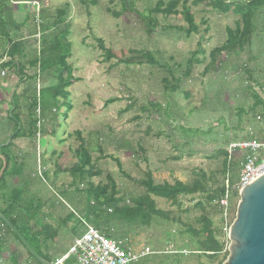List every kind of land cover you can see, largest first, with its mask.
<instances>
[{
    "label": "rangeland",
    "instance_id": "374dc122",
    "mask_svg": "<svg viewBox=\"0 0 264 264\" xmlns=\"http://www.w3.org/2000/svg\"><path fill=\"white\" fill-rule=\"evenodd\" d=\"M171 1L178 4L164 16L161 11ZM205 1L208 3V0L197 3L196 0H0L5 8L3 11L1 7L0 12L3 30L8 33L9 40L19 42L14 49L16 57L21 45L32 51L33 58L39 56L41 49H47L43 46L51 43L52 32L59 42L53 56L70 54L67 64L72 67L73 82L67 88L69 99L60 98V105L66 102L63 106L56 104L58 108L48 103L50 99H45V112L48 114L55 108L57 111L52 114H56V119H49L41 126L39 135L35 136L36 143L21 138L15 146L22 155L28 156L31 163L28 170L33 179H41L44 173L48 175L45 181L38 180L24 192L30 188L27 198L37 194L46 203L42 209L45 223L57 231L53 244L50 242L46 247L52 260L68 251L76 235L72 229L81 219L80 210L86 201L83 194H75L72 190L62 196L60 191L66 190L71 176L60 173L55 177L52 172L55 166L72 167L81 142L88 149L98 175L86 176L82 182L77 181L76 187L82 190L87 182L103 185L109 176L119 190L118 196L127 199L144 192L138 182L145 180L147 173L155 185H172L175 181L190 184L199 171L208 176L213 174L221 183L222 151L228 152L230 159L227 177L230 182H235L243 153L229 152L230 144L251 138L264 141V6L255 12L249 47L244 51L235 49L227 56L220 55L214 65L210 64V52L225 44L228 28L233 30L242 23L241 16L233 9L223 14ZM184 7L189 8L198 28L189 36L184 31L188 28L182 14ZM64 8L67 36L52 30L44 33L42 39L40 26L51 25L57 11ZM64 28L67 26L60 27ZM65 37L70 48L65 46ZM22 38L26 40L22 41ZM99 41L116 58L106 61ZM8 46L7 40L0 39L1 56L8 53ZM140 51L151 53L155 65L117 63L119 59L131 58L132 52ZM193 52L197 53L198 62H194L190 74L186 75L187 61ZM11 55L9 52L8 59ZM16 60L11 67L0 68V95L3 96L0 100V140L7 139L9 122L16 126L19 113L26 116L32 111L24 97H18L15 88L20 84L18 68L24 66L22 59ZM48 62L55 61L51 57ZM37 71V67H31L25 72L32 75ZM56 71V66L47 67L37 81L31 78L28 84L44 97L45 87L56 81ZM64 72L67 77V71ZM5 82L6 88L2 86ZM253 93L259 96L260 102L256 106H253ZM108 100L114 101L108 103ZM68 104L71 110L66 113ZM37 114L38 111L34 112ZM13 182L16 180L9 179L8 184ZM198 202H203L205 212L211 218V230L223 245L215 262L198 256L195 237L184 231L186 226L195 231L201 227ZM156 206L169 213L173 222L155 220L148 228L112 222L119 237L117 240L123 241L131 252L140 253L145 248L153 252L135 264H216L223 258L228 238L221 233L218 217L202 196H182L179 206L157 200ZM71 211H75L74 218L66 226L59 227L62 225L60 220ZM108 211L101 212V218H108ZM83 224L80 223L77 231L84 229ZM99 225L106 227L102 221ZM30 227H33L32 222ZM0 233L6 235L1 237L2 240L6 238L7 242V238H11L16 248L17 244L21 246L11 234H6L4 228L0 227ZM6 245L0 252V264H10L8 258L25 264L19 252L21 249L18 247L17 250L9 242ZM23 253L26 255L25 251ZM70 261V264H76L73 258Z\"/></svg>",
    "mask_w": 264,
    "mask_h": 264
},
{
    "label": "trees",
    "instance_id": "16d2710c",
    "mask_svg": "<svg viewBox=\"0 0 264 264\" xmlns=\"http://www.w3.org/2000/svg\"><path fill=\"white\" fill-rule=\"evenodd\" d=\"M198 1L201 2L203 0H196V3ZM1 4L2 3H0V12H2L1 7L3 8V11L5 10L4 6H1ZM177 4L178 3L176 1L169 2L168 7L165 10H162L161 13L164 16H167L173 11ZM206 4L223 14L230 13L233 9L236 14L241 16L242 26H236L233 30L228 28L225 44L219 48L213 49L210 52V64L216 65L220 55L223 54L227 56L235 49L244 51L246 47H249L253 37L252 35L254 25L252 21L255 12L264 6V0H234L230 3H227L225 0H208V3L206 2ZM157 9H159V6ZM157 9H155L156 12H158ZM182 14L188 25V28L184 30L186 36L197 32L198 28L193 22L189 8L184 7ZM65 15L66 9H59L57 11V17L51 25L40 26V36L46 32H51L52 30H55V33L65 34V36H67L68 25L65 21ZM63 25H66L67 28L60 29V27ZM3 26L4 24L0 16V39L4 38L8 41L9 46L7 48L8 53L6 55L9 57V52H11L12 55L7 61H4L0 64V68L5 69L6 66L11 67L13 63L17 61L16 58L18 60H23L22 63L24 66L22 68H18L17 71L19 78L18 83L20 84L18 86L15 85V88H20L17 90L19 93L18 97H24L25 101L29 103V109L31 108L32 111L30 115L28 114L26 116H23L19 113L15 120L16 126H12L11 122H9L10 126L8 128V137L6 140H0V155H2L6 160V168L0 178V213L3 214L19 230L28 244L40 257L48 262L54 263L56 260H52L51 256L47 252L46 247L49 241L55 240L57 231L51 229L48 223H45L46 217L42 215V209L46 206V203L44 204L37 194L33 195L34 198H27L26 193L30 188L24 192L28 186L31 187L33 183L37 182L38 180L39 182L45 181L44 178H47L48 175L44 173V177L41 179H33V176L31 177V171L28 170V167L31 166L28 156L22 155L21 151L15 147L16 145L14 142L17 139L25 138L36 143L35 136L39 135L42 129L41 126H43L49 119H56V114H52L56 113L57 110L54 111L55 108H52V110L49 112L50 114L46 113L47 108H44L43 106L45 99H50L48 103H51L55 106L59 104L58 100L60 98L69 99L70 93L67 91V88H69L73 82V78L71 76L72 67L71 65L67 64V59L70 54L65 53L62 55L53 56V52L54 55L56 54L55 49L59 46V42L57 41V35L54 36V32H52V35L49 37L51 43H49L47 46H43L47 49H41L39 51V54L41 55L40 59V55L36 56V53V57L33 58L32 51L26 49V46L23 45H21L22 49L19 50L16 57V54H14V49L16 44H19V42L9 40L8 33L4 32ZM59 36L60 35H58V37ZM41 38L43 39V36ZM25 40L22 38V41ZM67 41L68 40L65 37L64 42L68 44H65V46L70 48V43ZM43 43L46 44V40H44ZM100 49L104 51L106 61L114 57L116 58V56L111 51L106 50V48L103 47L102 42L100 43ZM132 54L133 56L131 58L124 60L119 59L117 60V63H123L126 66L143 64L155 65L152 54L149 52L140 51L132 52ZM196 54L197 53L193 52L190 59L187 61L186 75L190 74L194 62H198V60H196ZM29 55H31L30 58L28 57ZM51 57L55 61L52 64L48 62L49 58ZM50 66H56L57 68V73L54 76L56 81H54L52 85L45 87V91H42L44 93V97H42L40 96L39 90L36 92L35 87L34 89L30 87L28 81L31 78H34L37 81L41 71L45 72V69ZM31 67H37L38 71L35 74L27 75L25 71ZM64 71H67V77H64ZM17 91L13 94L14 99L16 98ZM258 97L259 96L257 94L253 93V106L258 105L260 102ZM12 101L14 100L11 99V102ZM113 101L114 100H108V103ZM65 102H62L61 105L59 104V106H63ZM33 109H35V111H33ZM70 110L71 105L68 104L66 113ZM37 111L38 114L36 116L34 115V112L37 113ZM66 113L64 118L66 117ZM10 116L13 118V114H10ZM51 131L54 133L53 129ZM76 135L80 137V133L76 132ZM8 139L10 140L7 143ZM221 154L224 156L220 171L222 176L221 183L215 180V176L213 174L208 176L205 172L199 171L195 173V179L190 184H183L182 182L175 181L172 185L169 183L155 185L150 178V174L147 173L145 180L138 182L139 186L144 189V192L136 196H129L127 199L118 196L119 190L116 187L115 182L109 176H107V182L103 185H94L91 182H87L85 188L82 190L79 189V187H76L77 181L82 182L85 180L86 176H88V178H92L93 176L98 175V172L95 171L92 164L91 155L83 142L79 144L77 150L75 151L74 155L77 160L72 165V167L70 169H63L60 166H55L52 174H54L55 177L60 173H68L71 176V182L67 186L66 190L60 191L62 196H66L70 190L74 191L75 194H83L85 196L86 201L84 207L82 210H80L82 217L77 221V224L75 225L76 228L72 229L73 233L76 235L82 233V229L77 231L82 221L95 226L103 234L109 236L111 239L117 240L119 237H117L115 234L114 223H112L114 220L128 224H138L147 228L151 227L152 222L155 220L173 222V220L170 219L169 213L157 208V200L164 201L170 206H179L180 197L182 196H202L205 203L211 208L212 213L216 218L218 217L220 222V209L217 200L223 193L224 181L227 178V171L229 170L230 165L228 152L222 151ZM2 166L3 161L0 157V170ZM124 175L129 178L126 174ZM9 179H15L16 184L13 182L12 185H9ZM50 202H52V200ZM196 207L201 210L200 218H198V222L200 223L201 227L199 230L195 231L194 228L186 226L184 231L188 236L192 235L195 237L197 255L206 258L207 261L215 262L223 250V245L217 239L215 231L211 230V218L205 212L203 202H198ZM103 211L109 212L108 218H101L100 214ZM68 214L69 215H66L60 220L62 225L59 227L66 226L71 221V219L74 218L75 211H71ZM100 221H102V224H105V228H102L99 225ZM31 222L33 223L32 228L30 227ZM0 227L5 229L7 235L11 234L24 248L16 235L12 233L1 220ZM220 230L222 231L221 226ZM221 233L223 234V232ZM203 235L205 237H202ZM0 241V249H2L4 246L2 243H6V238H3V240L0 238ZM24 250L28 260V263L26 262V264H40L26 251L25 248ZM227 256L228 251L226 250L224 252L223 258L217 261L216 264H222ZM70 260L71 259L65 260L64 264H70ZM10 264H18V262L16 259L10 258Z\"/></svg>",
    "mask_w": 264,
    "mask_h": 264
},
{
    "label": "built area",
    "instance_id": "2783aa9c",
    "mask_svg": "<svg viewBox=\"0 0 264 264\" xmlns=\"http://www.w3.org/2000/svg\"><path fill=\"white\" fill-rule=\"evenodd\" d=\"M231 151L242 152L243 155L238 178L235 182L226 178L223 193L217 200L220 226L226 236L235 217L239 192L264 175V141L251 138L232 143L229 146ZM83 226L82 233L73 238L68 251L52 264H64L65 260L71 258L76 264H135L141 258L153 254L149 248L133 253L123 241L111 239L91 224L84 223Z\"/></svg>",
    "mask_w": 264,
    "mask_h": 264
},
{
    "label": "water",
    "instance_id": "95a60500",
    "mask_svg": "<svg viewBox=\"0 0 264 264\" xmlns=\"http://www.w3.org/2000/svg\"><path fill=\"white\" fill-rule=\"evenodd\" d=\"M0 178L6 168V160ZM0 220L16 235L26 251L40 264H52L40 257L19 230L0 213ZM228 256L222 264H264V175L239 192L235 217L230 225Z\"/></svg>",
    "mask_w": 264,
    "mask_h": 264
},
{
    "label": "crops",
    "instance_id": "0c3cea01",
    "mask_svg": "<svg viewBox=\"0 0 264 264\" xmlns=\"http://www.w3.org/2000/svg\"><path fill=\"white\" fill-rule=\"evenodd\" d=\"M7 60H8V57H7L6 55H5V57H3V56L0 55V64H1L2 62H4V61H7ZM6 83H7V82H5L4 84H2V86L5 87V86H6ZM5 88H6V87H5ZM5 88H3V89H5ZM19 89H20V88H17V90H19ZM261 91H263V89H261ZM0 96H1V95H0ZM2 98H3V96H1L0 100H2ZM6 99H7V98H4L3 101H6ZM4 107L7 108V109H9L8 106H7V104H4ZM6 135H7V134H6ZM24 139H25V138H24ZM19 140H21V139H19ZM19 140H18V139H17V141L15 140L14 144L17 145V142H18ZM22 140H23V139H22ZM28 140H29V139H28ZM260 141H261V140H260ZM51 207H52V206H51ZM59 223H61V222H59ZM4 233H5V232H4ZM0 236L3 237V236H6V235L4 234V235L2 236V234L0 233ZM76 236H77V235H76ZM1 237H0V238H1ZM74 237H75V236H74ZM7 239L9 240V241L7 240V242H9L12 246H14V247L16 248V246H15L16 243L14 242V240H11V238H7ZM53 241H54V240L49 241L48 244H50V242L53 244ZM72 241H73V239H72ZM72 241H71L70 245L72 244ZM0 242H1V241H0ZM7 242H6V243H5V242L2 243L4 246H3L2 249H0V252H3L4 248L7 246V245H6ZM17 246L19 247V248L17 247L18 249H21L19 252H20L21 255H23V259H24L25 264H26V262L28 263V260H27V258H26V255L23 253V252L25 251L24 248H23L22 246H19L18 244H17ZM17 248H16V249H17ZM18 249H17V250H18ZM44 249H45V248H44ZM25 253H26V252H25ZM24 255H25V256H24ZM8 259H9V262H10V258H8Z\"/></svg>",
    "mask_w": 264,
    "mask_h": 264
}]
</instances>
